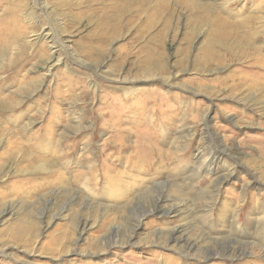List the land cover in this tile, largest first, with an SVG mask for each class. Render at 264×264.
Returning a JSON list of instances; mask_svg holds the SVG:
<instances>
[{"label": "rangeland", "instance_id": "1", "mask_svg": "<svg viewBox=\"0 0 264 264\" xmlns=\"http://www.w3.org/2000/svg\"><path fill=\"white\" fill-rule=\"evenodd\" d=\"M218 1L0 0V264H264V0Z\"/></svg>", "mask_w": 264, "mask_h": 264}, {"label": "bare ground", "instance_id": "2", "mask_svg": "<svg viewBox=\"0 0 264 264\" xmlns=\"http://www.w3.org/2000/svg\"><path fill=\"white\" fill-rule=\"evenodd\" d=\"M124 3L128 4V5H135L137 0H122ZM198 3H199V8H202L204 11H208L209 8H212V9H215V10H219V6L216 4L219 3L218 0H202L203 2H200L199 0H197ZM220 9H222L223 11H225V13H228V14H233L234 11L230 8V6H225L223 8L220 7ZM259 11H262L263 10H259ZM199 14H202L203 12L202 11H199L198 12ZM220 13L223 14L222 11H220ZM261 13V12H260ZM242 13L239 14L238 18L235 20V21H231L233 23H231L230 25H228L227 23H223V25H220L217 26L216 23L217 22H214L213 23V26L215 27V30H216V35H214V37L217 39V40H223L222 43L223 44H226L228 41H230L231 39H233L234 37V32L236 31L237 29V26H240V23L242 22H247V19L248 17L245 15H242ZM261 17L259 15H254V18H256V20ZM218 17L216 18H210V16H208L207 14H203L202 15V21H201V24L204 25L206 22H210V21H215ZM251 23V22H250ZM261 26H263V24H261ZM259 28V27H257ZM219 30V32L217 31ZM253 34V33H252ZM45 35H48L49 37H51V40H54V36H53V33L51 31H47L45 33ZM53 42V41H52ZM56 42L53 43L52 45V49H53V52L54 54H56L58 52V46L55 44ZM59 60V59H58ZM60 61V60H59ZM207 113V111H206ZM210 127V126H209ZM210 137V136H209ZM218 144H223V140L221 138H218ZM224 148V147H223ZM213 149V148H211ZM226 150V149H225ZM211 155H214L216 154V151H214V149L212 151ZM222 152L225 153V151L223 150ZM213 157V156H212ZM217 157V156H216ZM215 160V158H213ZM223 159V162H222V165L225 167V165L227 164L226 167H229L231 168L232 170H235L237 169L238 167L236 166L235 163L233 162H227V158H222ZM263 166H264V160H263ZM255 167V166H254ZM234 172V171H233ZM263 177H264V169H263ZM163 199V198H159L156 202V210H160L162 209L161 208V205H160V200ZM182 201H185V200H182ZM228 203L227 202H224V205L225 207H227ZM187 205V204H186ZM185 209H188V207H186ZM225 208H223L224 210ZM179 211V208L177 209ZM162 212V211H161ZM175 212V208H172L171 210H169L168 212H164V213H168V214H171V213H174ZM224 212V211H223ZM238 213H237V210L234 209L233 213H232V218L233 219H230L231 221H233L234 223H236L235 220H238V217H237ZM229 216V215H228ZM203 217V216H202ZM258 221V224L261 223V218L257 219ZM228 226V225H227ZM234 228V227H233ZM264 230V229H263ZM177 231L179 230H176L174 232L177 233ZM180 232V231H179ZM182 234V233H181ZM206 235V234H204ZM229 236V235H228ZM227 236V237H228ZM174 237V235H173ZM239 236H235L234 238L230 239V240H225V242H217L215 244H213L214 246H212L213 248L211 249H215V252H213L212 254H210V256H220V255H225V253H228V252H231L233 254L236 255V253H239L240 256H243V255H246L247 254V250L246 249H243L241 248L242 247V243H240L239 241V245H232V243H234L235 240L239 239L238 238ZM180 241H183V244L187 245L188 247L192 248L195 250L196 246L198 245L197 244V239H191L190 237L188 236H185L183 235V237H181V240ZM264 241V240H263ZM264 243V242H263ZM237 258L239 257L238 255H236Z\"/></svg>", "mask_w": 264, "mask_h": 264}]
</instances>
